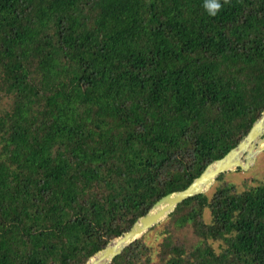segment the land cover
Here are the masks:
<instances>
[{
    "label": "trees",
    "instance_id": "16d2710c",
    "mask_svg": "<svg viewBox=\"0 0 264 264\" xmlns=\"http://www.w3.org/2000/svg\"><path fill=\"white\" fill-rule=\"evenodd\" d=\"M204 3L0 0V264H85L250 131L264 0ZM168 218L196 240L169 232L151 264H264V179ZM142 238L111 264L146 257Z\"/></svg>",
    "mask_w": 264,
    "mask_h": 264
},
{
    "label": "water",
    "instance_id": "95a60500",
    "mask_svg": "<svg viewBox=\"0 0 264 264\" xmlns=\"http://www.w3.org/2000/svg\"><path fill=\"white\" fill-rule=\"evenodd\" d=\"M264 150V111L254 121L250 131L223 157L206 166L188 187L166 194L157 200L147 213L140 216L133 226L121 235L111 238L104 248L95 252L85 264H111L124 249L139 239L155 224L168 217L185 200L206 193L218 176L235 169H249L257 154Z\"/></svg>",
    "mask_w": 264,
    "mask_h": 264
},
{
    "label": "rangeland",
    "instance_id": "374dc122",
    "mask_svg": "<svg viewBox=\"0 0 264 264\" xmlns=\"http://www.w3.org/2000/svg\"><path fill=\"white\" fill-rule=\"evenodd\" d=\"M9 102L10 100L7 97H4L2 100L0 99V106H7ZM263 179L264 150L257 154L255 162L249 169H235L225 172L223 178L220 180H216L206 193L212 194L215 188L223 182L233 183L235 184L236 188L241 191L246 188V186L258 184L259 182L263 181ZM206 220H210V214H207ZM169 232L174 234V236H172L174 237L175 241L182 243L184 246H188L190 243L196 240L195 234L193 233L191 228L178 230L176 229L173 220L166 217L141 236H144L142 240L146 244L143 248H145L146 250L148 249V253L146 257L142 256V259L136 264H141L143 261L144 263L151 264L159 260V250L161 242L168 237ZM221 243V241L214 242V247L219 250Z\"/></svg>",
    "mask_w": 264,
    "mask_h": 264
},
{
    "label": "clouds",
    "instance_id": "9594fccd",
    "mask_svg": "<svg viewBox=\"0 0 264 264\" xmlns=\"http://www.w3.org/2000/svg\"><path fill=\"white\" fill-rule=\"evenodd\" d=\"M230 0H223V4L220 0H205L204 8L211 16H216L221 10L223 5H227Z\"/></svg>",
    "mask_w": 264,
    "mask_h": 264
}]
</instances>
